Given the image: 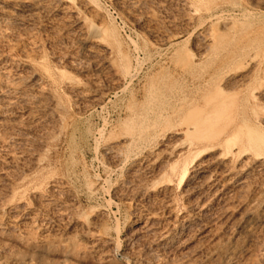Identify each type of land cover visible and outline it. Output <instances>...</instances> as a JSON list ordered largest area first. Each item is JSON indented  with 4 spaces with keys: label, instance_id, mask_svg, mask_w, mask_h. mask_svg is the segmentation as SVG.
Wrapping results in <instances>:
<instances>
[{
    "label": "rangeland",
    "instance_id": "obj_1",
    "mask_svg": "<svg viewBox=\"0 0 264 264\" xmlns=\"http://www.w3.org/2000/svg\"><path fill=\"white\" fill-rule=\"evenodd\" d=\"M19 1L0 264H264V0Z\"/></svg>",
    "mask_w": 264,
    "mask_h": 264
},
{
    "label": "bare ground",
    "instance_id": "obj_2",
    "mask_svg": "<svg viewBox=\"0 0 264 264\" xmlns=\"http://www.w3.org/2000/svg\"><path fill=\"white\" fill-rule=\"evenodd\" d=\"M37 1H38V0H37ZM23 3H24V2L19 1V0H0V14H5V12L8 10V9L5 7L6 5H16V6H17V5H19V4H23ZM42 3H43V2H42ZM64 3H65V1H64ZM30 4L32 5L31 8L33 9L34 6H36V5L38 4V2L33 1V2H31ZM30 4H29V6H28V4H26V5H27L28 7H30ZM66 4H68L67 6H69V3H67V1H66ZM63 5H64V4H63ZM27 6H26V7H27ZM41 6H42V5H41ZM41 6H40V7H41ZM65 6H66V5H65ZM65 6H64V7H65ZM4 7L7 9L6 11H5V8H4ZM42 7H43V6H42ZM24 8H25V6H24ZM70 8L72 9L71 5H70ZM70 8H69V9H70ZM9 9H10V8H9ZM27 9H28V8H27ZM27 9H26V10H27ZM29 9H30V8H29ZM34 9H35V8H34ZM66 9H68V8H66ZM35 10H36V9H35ZM35 10H34V11H35ZM37 10H39V6H38V9H37ZM37 10H36V11H37ZM15 11H16V10H15ZM28 11H30V10H28ZM32 11H33V10H32ZM241 12H242V11H241ZM8 13H9V10H8ZM15 13H16V12H15ZM33 13H34V12H33ZM238 13H240V12H238ZM242 13H243V12H242ZM219 14H220V13H219ZM6 15H7V12H6ZM0 18H1V16H0ZM3 18H4V17H3ZM7 18H8V17H7ZM7 18H6V19H7ZM1 19H2V18H1ZM6 19H5V20H6ZM247 59H248V58H247ZM246 61H247V60H246ZM248 63H250V62L248 61ZM248 63H247V64H248ZM4 70H5V69H3V71H4ZM3 71H2V72H3ZM4 72H6V71H4ZM7 72H8V71H7ZM0 74H1V72H0ZM3 74H4V73H3ZM1 75H2V74H1ZM33 75H35V74H33ZM35 76L37 77V75H35ZM238 76H239V75H238ZM6 77H8V76H6ZM15 77H16V76H15ZM231 77H232V76H231ZM0 78H1L2 80L4 79V77H3V78L0 77ZM10 78H11V76H10ZM8 79H9V78H8ZM8 79L5 78V80H7V83H8V81H9ZM16 79H17V77H16L14 80L16 81ZM19 79H20V83H21L22 79H21L20 77H19ZM29 79H30V78H29ZM230 79H231V78H230ZM233 79H234V78H233ZM233 79H232V80H233ZM12 80H13V78H12ZM237 80H239V79H237ZM3 81H4V80H3ZM15 81H12V82H14L13 85H15V83H16ZM28 81H29V80H28ZM28 81H27V82H28ZM234 81L237 82L236 79H234ZM4 82L6 83V81H4ZM12 82L9 83L11 86H12ZM33 82H34V81H33ZM33 82H32V83H33ZM240 82H241V81H240ZM2 83H3V82H2ZM5 83H4V84H5ZM18 83H19V80H18ZM22 83H23V82H22ZM23 84H24V83H23ZM16 85H17V83H16ZM29 85H30V84H29ZM36 85H37V83H36ZM36 85H34V86H36ZM39 85H40V84H39ZM233 85H234V84H233ZM3 86L5 87V85H3ZM37 86H38V85H37ZM44 86H45V85H44ZM4 87H1L2 89L0 88V96L3 95V92H5V91L3 90ZM6 87H7V86H6ZM12 87H13V86H12ZM15 87H16V86H15ZM17 87H19V86L17 85ZM38 87H41V86H38ZM42 87H43V86H42ZM43 88H44V87H43ZM5 89H6V88H5ZM11 89H12V88H11ZM20 89H21V88H20ZM23 89H24V88H23ZM28 89H29V88H28ZM33 89H34V88H33ZM2 90H3V92H1ZM7 90H8V92H9V88H8ZM12 90H14V89H12ZM17 90H18V89H16V91H17ZM21 90H22V89H21ZM21 90H20V91H21ZM34 90H36V89H34ZM39 90H40V89H39ZM14 91H15V90H14ZM16 91H15V93H16ZM29 91H30V90H29ZM46 91H47V90H46ZM6 92H7V91H6ZM30 92H31V91H30ZM32 92H33V91H32ZM17 93H19V91H18ZM17 93H16V94H17ZM37 93L39 94V93H41V92H40V91H39V92L37 91ZM5 94H11V96H12V94H14V93L11 92V93H5ZM22 94H25V93H23V91H22L20 95H22ZM46 94H47V93H46ZM17 95H18V94H17ZM17 95H16V97H17ZM25 95H26V94H25ZM25 95H23V96H25ZM27 95H28V94H27ZM5 96H6V95H5ZM7 96H8V95H7ZM14 96H15V94H14ZM41 96H42V94H41ZM41 96H40V97H41ZM2 97H3L4 99L6 98V97H4V95H3ZM9 97H10V96H9ZM3 98H1V99H3ZM12 98H13V96H12ZM12 98H9V99H10V102H12V103L9 102L10 104H13V103H14L13 101H11ZM24 98L26 99L27 97H24ZM6 99H7V98H6ZM9 99H7V100H9ZM13 99H15V98H13ZM30 99H31V98H30ZM33 99H34V98H33ZM41 99H42V98H41ZM7 100H5V101H7ZM15 100H16V99H15ZM18 100H19V99H18ZM23 100H24V99H23ZM26 100H27V99H26ZM31 100H32V99H31ZM31 100H30V101H31ZM39 100H40V99H39ZM16 101H17V100H16ZM16 101H15V102H16ZM28 101H29V100H28ZM28 101H26V102L28 103ZM18 102H20V101H18ZM21 102H23V101L21 100ZM31 102H33V100H32ZM222 102H223V101H222ZM222 102H221V103H222ZM24 103H25V102H24ZM33 103H34V102H33ZM37 103H38V102H37ZM37 103L35 102V104H37ZM14 104H15V103H14ZM20 104H21V103H20ZM31 104H32V103H31ZM18 105H19V104H18ZM28 105H29V104H28ZM222 105H223V104H222ZM30 106H31V105H30ZM211 110H212V109H211ZM213 110H214V108H213ZM209 112H210V111H209ZM216 112H217V111H216ZM214 113H215V112H214ZM1 114L4 115L3 112H2ZM6 114H7V113H6ZM0 117H1V116H0ZM5 117H6V116H5ZM1 119H2V117H1ZM1 119H0V120H1ZM3 119H4V117H3ZM3 119H2V120H3ZM7 119H8V118H7ZM4 121L7 122L8 120H3V122H4ZM8 122H9V121H8ZM202 122H203V121H202ZM1 127H2V126H1ZM199 154H200V153H199ZM254 230H255V229H254ZM230 251H231V250H230ZM230 254L234 256L235 253L232 254V252H230ZM236 254H237V253H236ZM236 254H235V255H236ZM238 254H239V253H238ZM233 258H234V257H233Z\"/></svg>",
    "mask_w": 264,
    "mask_h": 264
}]
</instances>
